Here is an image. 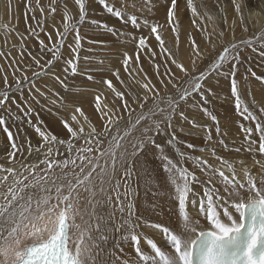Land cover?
<instances>
[{"label":"snow or ice","instance_id":"obj_1","mask_svg":"<svg viewBox=\"0 0 264 264\" xmlns=\"http://www.w3.org/2000/svg\"><path fill=\"white\" fill-rule=\"evenodd\" d=\"M70 2L77 7L75 15L69 9ZM94 2H98L112 17L121 20L124 24H130L134 29L149 28V36H154L161 54L166 55L183 76L177 77L170 69L166 70L165 75L169 76L168 83L172 84L176 95L162 96L160 90L155 85H151L150 81L143 83L142 91L126 94L118 90L111 79L101 77L97 80L93 75L87 74L88 81L102 82L106 85L120 101L119 107L128 115V119L121 123L122 116H115V113L109 115L112 109L104 111L107 104H103L102 107V100L105 99L103 93L95 95L94 111L102 121V131L97 130L91 116L86 114L82 107L76 106L70 117L71 122L69 120L61 122L65 134L63 137L50 131L42 120L33 123L29 119L28 123L34 128L38 139L35 144L32 143L31 138L21 144L15 138L19 133H14L5 115L0 114V129L6 133L8 147L11 149L7 153L9 161L15 160L18 153L26 160L25 145L27 156L35 154L37 158L43 157L38 159L37 163L21 164L19 171L13 167L5 168L0 164V173H6L0 175V189L5 190L0 192V264H107V261L100 257L103 245L108 243L111 233H119L121 241H130L135 257L134 259L118 258L113 264H264V122L242 100V92L248 87L247 77L243 82L237 78V65L242 64L240 54L244 48L253 46V39L239 41L232 39L230 43H225L228 39L225 31L216 33L215 25L212 32H208L207 28L202 29L212 52L215 51L218 43L222 45V51L215 56L207 47L201 51L196 39L191 38V51L188 55L193 71L196 70L197 60L209 61L204 71L192 76L185 65L176 59L173 51L165 46V40L159 31L162 25L151 23L146 18L141 21L137 15L129 14L126 11L129 5L125 0H121L120 7H117L112 0H47L44 5L41 4V0H35L34 6L33 0H26V17L27 12H32L35 19L34 13L39 10L41 17L37 20V27L41 32L46 33L49 41H53V36L47 33L44 22L56 21L57 14L62 15V31L55 23L51 24L56 39L50 44L39 38V33L34 27H29V31L38 40L41 53L47 52L51 57L45 64H41L39 59L29 53L34 63L41 69L33 75L39 77L51 74L52 78L61 85L68 93L67 96L53 92L60 98L61 107L78 104L82 91L87 89L86 84L73 83V91L69 92V85L65 82L70 77H76L87 71L79 68L83 49L81 41L84 39L80 26L86 21L89 26H94V30H102L117 39L123 37L125 42L135 41V56H130L127 52L123 53L122 64L129 78L135 80L140 74L147 77L142 66L134 74L130 70L131 65L133 63L138 65L142 54L146 53L149 57L156 56V52L150 48L147 36L140 35L137 38L131 33L118 32L106 22L88 20L89 10ZM144 3L149 11L160 3L166 6V21L176 35L178 49L180 35L178 0H155V2L144 0ZM258 3L264 4V0H258ZM232 4L239 15L243 30L248 31L240 0H232ZM187 7L193 17H200L201 20L205 17L208 20L213 19L207 13L201 16L193 0H187ZM9 8H11V0H9ZM46 9L47 16L44 15ZM220 11L224 13L222 7ZM192 23L195 24L196 20L193 19ZM234 25L235 21L229 30L232 33H234ZM72 33H74L72 36L74 43L67 46L71 58H64L62 49ZM256 39L264 40V31H261ZM96 42L88 41L89 44ZM261 47L264 48V44ZM88 50L92 51L91 48ZM3 55L4 53L0 52V56ZM260 55L264 56V51H261ZM62 59L63 64L60 63ZM83 59L87 61L91 57L85 56ZM99 62L104 63L103 60ZM226 64H230V67L226 71H219ZM159 67V64L155 65L157 74ZM54 69L62 73L64 78L61 79V75H57ZM247 71L264 84V76H257L251 69ZM212 73L229 79L231 96L235 99L238 114L245 121L255 122L254 128L240 125L247 151L258 152L261 155V159L253 157L252 167L255 173L244 160L233 161L218 155L215 146L210 147L209 150L217 162L216 165L202 156L190 155L176 146L178 140L176 130L178 128L180 132H184L185 123L191 125V129L203 130L210 145L213 140L212 129L198 124L194 118L189 119L182 109V104L196 93L200 96V101L192 107L201 108L204 115L215 122V132L217 137H221L217 141L218 145L225 150L229 149V145L222 138L226 133H221L217 116L206 106L210 102L209 96L216 95L213 90L214 85L205 86ZM112 75L120 84H124L119 70L112 72ZM184 77L189 79L184 80L182 85L173 83ZM24 80L30 84L29 95L32 101L40 103L36 96L32 95L33 89L40 97L48 99L46 92L35 86V80L29 81L27 76H24ZM160 82L164 84L163 80ZM4 83L5 90L0 92V109L10 114L11 99L18 110L24 111L21 103L29 102L23 97L24 89L21 81L19 79L15 81L21 102H17L15 97L11 96L12 85L8 84L7 76L4 77ZM216 83L218 84L219 80ZM164 87L167 88V85L164 84ZM45 88L48 86L45 85ZM52 103L55 104L56 101L53 100ZM133 105L140 110L135 117L132 115L136 112ZM32 111L29 106L24 111V115L30 117ZM259 112L264 114V107H261ZM78 117L82 118L84 123H81ZM85 124L90 131H85ZM254 132L259 134L258 141L253 136ZM162 134L167 137L164 144L158 143L155 139L157 135ZM105 140L107 147L101 151L100 145L105 143ZM165 145L175 151L178 160H174L165 151ZM59 146L64 148L63 159H57L61 155ZM186 146L188 149L195 147L192 143ZM149 149H154L158 154L163 170L173 187L172 196L176 202L177 214L175 229L145 220L135 212L136 189L128 181L132 179L134 171L139 174V169L136 167L139 163L138 158L142 155L146 157ZM205 150L200 149L201 152ZM240 150L239 147L235 149L236 152ZM101 158H106L103 164L100 162ZM186 161L192 163L193 170L185 166ZM41 165L43 167H40ZM76 168H79L78 173L75 171ZM56 169L60 170L61 175L56 174ZM197 170L205 179L202 180L197 175ZM240 175H243L244 180L239 178ZM31 189H35L36 192L27 191ZM81 193H87V197L82 198ZM106 206L107 212L104 211ZM157 207L153 205V211ZM117 213H119L118 218ZM77 218L83 221V227L76 222ZM142 227L159 232L164 239V245L141 233ZM142 240L146 244H142ZM120 251L123 252V248Z\"/></svg>","mask_w":264,"mask_h":264},{"label":"rangeland","instance_id":"obj_2","mask_svg":"<svg viewBox=\"0 0 264 264\" xmlns=\"http://www.w3.org/2000/svg\"><path fill=\"white\" fill-rule=\"evenodd\" d=\"M241 1H240V3L242 6V9H243L242 12L244 11V13H246L245 14L246 16L244 15V13H243V15H244V23L246 25H248V31H244L242 26H241V22L238 21L239 15L234 10L232 0H193L194 4L197 7V10H198V12H200L201 16H203L205 13H207L208 15H211L213 17L212 20H208L206 17L203 20H201L200 17H193L190 9L187 7V0H178L179 11L180 10L182 11V9H183V11L182 12L180 11L181 13H179V15H178L179 33H180L178 49L176 47V35L171 31V27L168 25V23L166 21V6L163 3L157 4L154 8L151 9V11H149L148 8L145 6L144 0H125V3L127 5H129L126 9V11L129 14L137 15L141 19V21L146 18L151 23H158V24L160 23V25H162V27L159 29V31H160L163 39L165 40V46L167 48H169L170 50H172L176 59L185 65V67L188 69L189 73L192 76H195L199 72L204 71L207 68L209 61L204 60L203 62H201V61L197 60L196 70L193 71L191 59L189 58V55H188V53L191 51L190 39L191 38L196 39L197 43L199 44V46L201 48V51H204L205 48L207 47L208 51L212 52L211 47L209 45H207V43H206L207 37H206L205 32L202 29L207 28L208 32H212L213 25H215L216 33H219L220 31H225L228 34V39L225 43H230L233 38H235V40H238V38L240 36H238L237 34H243V36L241 35V37H248L249 35L250 36L255 35L259 31L258 26L260 25V22H262V23L264 22L263 21L264 20V4H260V5H259V3L256 4V2H258V0L257 1L253 0V2H251V3H248L247 0H241ZM244 1H246V2L243 3ZM25 2H26V0H11V8H9V0H0V52L4 53L3 56H0L1 57L0 58V92L5 90L4 77L7 76L8 84L12 85L11 96L15 97V100L17 102H21L20 93L17 92L16 88H15V81L17 79H19L21 81V83L23 85V89H24L23 97L25 100H27L29 102L28 104L21 103V108L24 111H26L28 109V107L30 106L33 109V111L31 113L30 117L25 116L24 111L18 110L16 107V104L12 103V101L10 99V101H9V108L11 109L10 114L4 112V110H2V109H0V114L5 115V117H6L5 119L7 120V123L9 124L11 130L14 133H16V132L19 133V136L17 135L15 138L17 139V141L20 140L19 142H21V144H24L25 141L27 140L26 139L27 135H25V133H24V129H26V127L32 129V131L35 133L34 128L28 123L29 119H31L33 121V123H36V122L42 120L44 122V126L48 127V129L50 131L57 133V134H60L63 137L65 134H64V131L62 130V127L55 129V128L49 126V124L47 122V118H49L51 115V117L55 121H59V123H61L63 120H69L70 121L69 117H71V115L74 113V110H75L74 107H76V106L82 107L83 110L85 111V113L91 116L92 122H93L94 126L97 128V130L102 131V121L99 120L97 114L95 113L94 106L90 107L88 104H86L84 102V100H83V103L80 100L78 104H75L72 106L61 107L60 106L61 105L60 98L58 96H55L53 94V92H59L61 96H67L68 93H66L63 90V88L61 87V85L52 78L51 74L41 75L39 77H36L33 75L34 72L41 71V69H39L40 67H38L34 63L32 56H35V57L37 56L36 58L41 61V64H45V62L48 59H50L51 57H50V54L47 52L41 53V49L39 47L38 40H37L36 36L33 35L29 31V27L30 26L34 27L36 32L39 33V36H40L39 38L44 39L46 43L50 44V43L54 42L56 39V34H55L53 27H51V24H52V22L55 23L56 27L60 28L62 31L63 30V28H62V15L57 14L56 21H45L44 22V27L46 28L47 33L48 32L51 33L53 38H54L53 41H49L46 33L41 32L40 28L37 27V20L40 19L41 13L37 9L34 13V15L36 17L35 19H33V13L32 12H27V17H26ZM112 2L115 3V5L117 7H120L121 0H112ZM154 2H155V0H154ZM46 3H47V0L46 1L41 0L42 5H44ZM34 5H35V0H33V6ZM132 5H135V7H132ZM245 5L249 8L244 7ZM221 7L224 9L223 14L220 11ZM250 8H252V9H250ZM69 9L71 10V12L74 15L77 13V7L74 5L73 2L69 3ZM246 9L247 10L248 9H250V10L256 9V10H254V12L257 11V13H254V15L252 14L253 15V17H252V15L250 14L251 11L250 10L247 11ZM231 10H233L234 12ZM245 10L249 13H247ZM258 12H259V14H258ZM227 13H229V14L227 15ZM233 13H236V14H234V16H233ZM252 13H253V11H252ZM46 14H48L47 9L45 10L44 15L47 16ZM255 14H256V16H255ZM229 15L230 16L232 15L234 18L237 17V20L234 19L233 17H230ZM250 16H251V18H250ZM259 16H260V18H259ZM227 18H228V20H226ZM254 18H255V20H254ZM261 18L263 20H261ZM93 19L101 21V22H106L110 26L114 27L118 32H122L125 34L131 33L132 35L136 36L137 38L140 35L147 36L150 48L152 51L156 52V56L155 57H149L146 53L142 54L139 64L137 65V64L133 63L131 65L130 70H132L134 72V74L139 71V68L141 66L143 67L144 71L147 73V77H145L143 74H140V75H137L135 77V80H133V79L129 78L127 73H125L124 68H123V64H122V60H123V53L124 52H127L128 55H130V56H133V57L135 56V51H136L135 41L128 40L125 42V39L123 37L121 39H117V38L111 36L110 34L104 32L102 30H94V26H89L88 22L86 21V23L84 25L80 26L81 35L84 37V39L81 41V43L83 45V49H82L81 54H80L81 59L79 62V68L85 69L87 67L85 69L87 71L85 73L77 75L76 77H70L68 80L65 81L69 85V92L73 91L72 85H73V83H75L77 85H83V84L87 85V89L83 90L81 93V98L85 97V99L90 98V100L91 99L94 100L95 95L99 94V92L103 93V97L105 98V100L104 99L102 100V102H103L102 105L104 103L107 104V107L104 108V111L107 112L108 109H112V112H110L109 115H112L113 113H115V116H122L121 123H123V121H126L128 119V115L124 111L123 108L119 107L120 101L114 97L113 93L110 90H108L106 85H104L102 82L101 83H95L92 81H88L87 80V74H91L94 77L97 76V77H95L97 80H100L101 77H104L107 79L112 78L111 80L113 81L115 86L118 88V90L123 91L126 94H128V93L134 94L135 92L142 91L143 83L150 81L151 85H155V87L160 90V94L162 96H167V95L175 96L176 95V90L172 87V84L168 83L169 76L165 75V72H166V70L170 69L171 73H175L177 77H182L183 74L179 72V70L175 67V65L170 63V60L167 58L166 55L161 54V50L158 46V42L154 39V36H149V32H150L149 28L142 27L141 29L137 30V29H134L130 24H124L121 20H119L115 17H112L110 14H108L102 8V6H100L98 4V2H94L92 4L90 10H89L88 20H93ZM193 19L196 20L195 24L192 23ZM257 19H258V21H257ZM228 21H229V25L231 23L230 27H229V25H227ZM233 21H235L234 33L229 31L230 28L233 27ZM226 22H227V24H226ZM252 22H254V25L256 23L258 25L256 24L255 26H253ZM237 23H240V24H237ZM249 25L253 29H251ZM256 27L258 28V30ZM17 33H19V35H17ZM73 35H74V33L70 34L68 36L67 40L65 41V47L62 49L64 58H71L69 55V49L67 46L69 44L74 43L73 39H72ZM232 36H233V38H231ZM236 36H238V37H236ZM252 39L254 41L253 46L249 47V48H244L240 54L242 64L237 65V68H238L237 78L239 80H241V82H243L245 77H247L248 87L246 89H244V91L242 92V100L244 101V103H246L249 106L250 110L255 112V114L260 118V120L262 122H264V114H261L259 112V109L261 107H264V104H263L264 101H262V94H264V84H261L260 81L256 80L255 77H252L250 72L247 71L248 69H251V71L255 72L257 76H264V56L260 55L261 51H264V48L261 47V45L264 44V40H261V41L257 40L256 36H254V38H252ZM89 40L97 41V42L89 44L88 43ZM31 43H32V45H31ZM115 45H118V46H115ZM89 48H91L92 51H89L88 50ZM253 48L255 50H253ZM221 51H222V45H220L218 43L217 48L215 49L214 52H212V55L213 56L218 55L219 52H221ZM29 53H31L32 56H30ZM85 56L91 57V59L86 61L83 59V57H85ZM100 60H103L104 63L101 64L99 62ZM60 63L63 64V59L60 61ZM156 64H159V66H160L159 67V74H157V71L155 68ZM120 67L122 69H120ZM228 67H230V64L224 65L219 71H226L228 69ZM93 69H95V71ZM107 70L109 72H106V73H108L106 75V73H104V72ZM115 70H119L120 74H123V75H120V77H121V80L124 81V84L118 83L116 78L114 76H111L112 72H114ZM53 71H55L57 75H61V79L64 78L63 74L60 73L59 71H57L55 69ZM102 71H104V72H102ZM24 76H27L29 81L35 80V86L40 88L41 91H45L47 96H48V99H44L43 97H40L35 92V90L33 89L32 95H35L37 97L36 99H38L40 101V103L37 104L34 101H32L31 96L29 95L30 84L24 80ZM186 79H189V77H184L183 79H177L176 81H173V83H176L178 85H182L184 80H186ZM46 80H51L54 83V86H52L53 88L52 87L51 88H44L45 87L44 82H46ZM161 80L164 81V84L167 85V88L164 87V84H161V82H160ZM217 80H219L218 84L216 83ZM42 83L44 84V86ZM205 84H206L205 85L206 87L208 84L214 85L213 90L216 93V95L209 96L210 102L206 106L217 116V118L219 120L220 128H221V133L227 132L226 131L228 129L227 120H230L231 123L233 122L232 123V126L234 124L233 128H238L240 132H242V129L240 128L241 124H243L245 126H252L253 128L255 127V122L245 121L243 119V117H241L238 114V112L235 108V99H234V97L231 96L229 79H226L222 76H218L216 73H212L209 80L206 81ZM56 88H57V90H56ZM47 89H52L53 91H50V93H49V91ZM256 92H258V93H256ZM69 98L71 99V97H69ZM53 100L56 101L55 104L52 103ZM199 101H200V96L198 94L194 93L189 98V100L187 102L182 104V109L185 112V115H187L189 117V119H192V117H193L198 124L206 125L212 129L213 140H212L211 144L215 143V145H206L205 147L204 146L197 147L194 145L195 147L193 149H188L186 145L189 142H187L185 136H184L185 138L181 136L184 134H180L181 132H179L180 135L177 134V136L178 135L180 136V137H177L178 141H179V142L177 141V147H179L182 151H185V152H187L193 156H197V155L201 156L200 155V152H201L200 149L201 148L209 150L210 147L215 146V147H218V149H223V148H220V146H218V143H217L218 138H221V137H217V134L215 132V122L211 121V119L208 116L203 115L204 113H203L201 108H199V107L193 108L192 107L193 104H197ZM149 103H151V101H149ZM132 107L136 108V112L132 113L133 117H135L138 114L139 108L136 105H133ZM8 117H12L13 119L14 118L17 119V117H18L19 121L17 122V124H12L10 119L8 120ZM55 117H57L58 119ZM78 119L81 120V123H84L83 119H81L80 117H78ZM15 123H16V120H15ZM73 126L75 127V125H73ZM87 127L88 126L86 124L85 131L89 129V127H88V129H87ZM17 128H19V131ZM184 129H185V127H184ZM169 131H171V130H169ZM159 136H160V138H159ZM253 136L258 141L259 134L254 132ZM22 137H23V139H22ZM27 137H29V136H27ZM223 137L222 138L226 141L225 143H227L228 145H230L232 143L231 141H233V140H230V138L229 139L225 138V136H223ZM166 138L167 137L163 134L157 135L155 137L156 141L158 140L159 142L158 141L157 142L160 144H164ZM179 138L182 140L180 141ZM241 138L243 139V137H241ZM81 143H83V142L81 141ZM233 144L235 145V147L229 146L228 150H235L237 148L236 147L237 143L235 141H233ZM165 147L169 148L167 145H165ZM257 147H258V144H257ZM60 148H61V155L58 156L57 159L65 158L64 148L62 146H60ZM26 149L27 148L25 146V150ZM100 150L103 151L102 148H100ZM216 150H217V148H216ZM223 150H225V149H223ZM148 151H149L150 155L148 154V156H146L147 157L146 161L143 164H140V163L137 164V167L139 169V174L133 175L132 179H130L128 181V183L133 188L136 189V195H138L139 186H142L144 194L149 199H151L152 205L158 206L159 202H160L159 198L161 196H163L164 198H168L169 200L175 202L172 194L168 195L169 189L173 193V187L170 185V183L168 181L167 174L163 170V167H162L161 161L159 160L158 154L155 153L154 149H149ZM171 151L175 152L173 149H171ZM255 153L256 154L254 155V157H258V159L259 158L261 159V157H260L261 155L258 152H255ZM176 156H177V154H176ZM16 158H19V153L17 154ZM243 158L246 160H250V161L252 160L253 161L252 155L246 156V157L243 156ZM178 159H179V157L177 156L176 160H178ZM238 159H240V158H238ZM0 164H2L5 168H8V167L15 168L14 166H7L3 161H0ZM189 164H190V162H188V161L185 162V166H188ZM190 166L191 165H189L188 168H190ZM40 167H43V165H41ZM55 171H56L57 175H61L59 169H56ZM75 171L78 173L79 168H76ZM26 175H27V173H26ZM197 175H198V172H197ZM199 175H200V178L203 177L202 179H205L204 176H202L201 174H199ZM149 177H150V179H149ZM69 179H71V176H69ZM25 182L27 183V181H25ZM122 191H123V189H122ZM82 194L83 193H81V195ZM53 195H54V193H53ZM86 197H87V194H85L84 198H86ZM134 199L136 202L137 196H135ZM175 205H176V202H175ZM135 212H136L137 216L143 217L144 219L147 217H152V216H154L157 219H162V216H163L161 213V210L158 207L156 208L155 211L150 210L149 208H144L143 210H140L137 207V203H136ZM118 217H119V213H117V218ZM156 223H159V222H156Z\"/></svg>","mask_w":264,"mask_h":264},{"label":"bare ground","instance_id":"obj_3","mask_svg":"<svg viewBox=\"0 0 264 264\" xmlns=\"http://www.w3.org/2000/svg\"><path fill=\"white\" fill-rule=\"evenodd\" d=\"M46 1V0H45ZM241 1V0H240ZM257 1V0H256ZM242 2V1H241ZM246 1H244L243 3H245ZM247 2L248 3H251V2H253V0H247ZM258 2H256V4H257ZM260 5V4H259ZM182 6V5H181ZM249 6V5H248ZM252 6V5H251ZM250 6V7H251ZM262 6V5H261ZM244 7H247L246 5L244 6ZM259 7V6H258ZM257 7V8H258ZM263 7V6H262ZM247 8H249V7H247ZM253 8V7H252ZM252 8H250V9H252ZM250 9H246L247 11H249ZM10 10V9H9ZM243 10V9H242ZM245 10V11H246ZM254 10H256V9H253V10H250L251 12H250V14L252 15H254V13H257V11H255L254 12ZM181 11V10H180ZM179 11V13H181L182 11H183V9H182V11L180 12ZM231 11H233V10H231ZM246 11V12H247ZM252 11H253V13H252ZM148 12V11H147ZM234 12V11H233ZM179 13H178V15H179ZM230 13V12H229ZM229 13H227V15L229 14ZM243 13H244V11H243ZM247 13H249V12H247ZM263 13V12H262ZM40 14V13H39ZM183 14V13H182ZM234 14H236V13H233V16H234ZM246 13H244V15H245ZM258 14H259V12H258ZM47 15V14H46ZM148 15V14H147ZM160 15V14H159ZM181 15V14H180ZM249 15V14H248ZM253 15H252V17H253ZM158 16V15H157ZM230 16V15H229ZM232 15L230 16V17H233ZM246 16V15H245ZM255 16H256V14H255ZM258 16V15H257ZM261 16V15H260ZM260 16H259V18H260ZM228 17V16H227ZM229 17V18H230ZM262 17V16H261ZM234 18V17H233ZM250 18H251V16H250ZM26 19V18H25ZM231 19V18H230ZM229 19V20H230ZM234 19H236L237 20V17L236 18H234ZM226 20H228V18L226 19ZM250 20V19H249ZM254 20H255V18H254ZM260 20V19H259ZM261 20H263L262 18H261ZM231 21V20H230ZM238 21H240L239 19H238ZM257 21H258V19H257ZM264 21V20H263ZM256 22V21H255ZM53 23V22H52ZM253 23V26H255L254 25V22H252ZM251 23V24H252ZM160 24V23H159ZM226 24H227V22H226ZM237 24H240V23H237ZM250 24V25H251ZM227 25H229V21H228V24ZM230 25H231V23H230ZM230 25H229V27H230ZM249 25V26H250ZM258 25V24H257ZM240 26V25H239ZM260 26V27H259ZM258 26V28H259V31L255 34V35H253V36H248V37H241V35L243 36V34H237L238 36H240L239 38H238V40H236V41H239V40H242V39H252V38H254V36H257L261 31H264V22L262 23V22H260V25ZM235 28V27H234ZM238 28V27H237ZM250 28H251V26H250ZM257 28V27H256ZM258 28H257V30H258ZM231 29V28H230ZM251 29H253V28H251ZM235 30V29H234ZM256 31V30H255ZM254 31V32H255ZM49 33V32H48ZM254 34V33H253ZM238 36H236V37H238ZM40 37V36H39ZM42 37V36H41ZM106 37V36H105ZM235 37V36H234ZM252 37V38H251ZM44 38V37H43ZM231 38H233V36L231 37ZM54 39V38H53ZM96 39V38H95ZM233 39H235V38H233ZM261 41V40H260ZM105 42V41H104ZM109 42V41H108ZM34 44V43H33ZM31 45H32V43H31ZM105 45V44H104ZM114 45V44H113ZM110 46V45H109ZM115 46H118V45H115ZM112 47V46H111ZM114 51V50H113ZM115 52V51H114ZM119 52V51H118ZM116 53V52H115ZM38 55V54H37ZM37 57V56H36ZM1 58V57H0ZM263 65V64H262ZM7 66V65H6ZM87 68V67H86ZM85 68V69H86ZM104 68V67H103ZM117 68V67H116ZM119 68V67H118ZM37 69V68H36ZM40 69V68H39ZM102 69V68H101ZM105 69V68H104ZM108 69V68H107ZM120 69H122L121 67H120ZM119 69V70H120ZM94 71H95V69H93ZM36 71V70H35ZM93 71V72H94ZM101 71V70H100ZM113 71V70H112ZM116 71V70H115ZM102 72H104V71H102ZM106 72H109L108 70L107 71H105L104 73H106ZM111 72V71H110ZM95 74V73H94ZM103 74V73H102ZM108 73H106V75H107ZM111 74V73H110ZM120 75H123V74H120ZM111 76H113L112 74H111ZM95 77H97V76H95ZM109 77V76H108ZM46 78V77H45ZM99 78V77H98ZM114 78V77H113ZM121 78V77H120ZM144 78V77H143ZM42 79V78H41ZM44 79V78H43ZM101 79V78H100ZM109 79V78H108ZM112 79V78H111ZM115 79V78H114ZM253 81V80H252ZM119 83V82H118ZM253 83V82H252ZM255 83V82H254ZM258 83V82H257ZM43 84V83H42ZM44 84L45 85H47L48 86V88H51L52 86H54V83L51 81V80H46V82H44ZM44 84H43V86H44ZM126 84V83H125ZM256 84V83H255ZM206 85V84H205ZM254 85V84H253ZM258 85V84H257ZM123 86V85H122ZM256 86V85H255ZM171 87V86H170ZM45 88V87H44ZM53 88V87H52ZM48 90V89H47ZM56 90H57V88H56ZM33 91V90H32ZM53 91V90H52ZM108 92V91H107ZM49 93H50V91H49ZM255 93V92H254ZM256 93H258V92H256ZM99 94H100V92H99ZM85 96V95H84ZM87 97V96H86ZM89 97V96H88ZM91 97V96H90ZM37 98V97H36ZM81 101H82V103H83V100H84V102L86 103V104H88L90 107H92V106H94L93 105V99H91L90 100V98L89 99H85V97H82L81 99H80ZM93 100V101H92ZM105 100V99H104ZM257 100V99H256ZM259 101V100H258ZM260 102V101H259ZM103 103V102H102ZM263 103V102H262ZM105 104V103H104ZM264 104V103H263ZM57 107V106H56ZM102 107H103V105H102ZM75 108V107H74ZM49 113V112H48ZM138 113H139V110H138ZM232 113V112H231ZM51 114V113H50ZM193 114V113H192ZM120 115V114H119ZM204 115V114H203ZM57 116V115H56ZM61 116V115H60ZM50 117H51V115H50ZM47 118V122H48V124H49V126H51V127H53V128H55V129H58V128H60V127H62V124L61 123H59V121H55L52 117L51 118ZM239 117V116H238ZM6 118V117H5ZM55 118H57V117H55ZM70 118V117H69ZM236 118V117H235ZM10 119V121H11V123L12 124H17V122L19 121V119H13L12 117H8V120ZM58 119V118H57ZM60 119V118H59ZM82 119V118H81ZM192 119H193V117H192ZM15 120H16V123H15ZM63 120V119H62ZM7 121V120H6ZM61 122V121H60ZM84 122V121H83ZM227 123H228V129L226 130L227 132H225L226 133V135H224L225 136V138H230V140H233V141H235L236 143H237V145H236V147H239L240 149H242V150H240V152H236L235 150H223V149H218V147H216L217 148V154L218 155H220V156H222V157H225V158H230L231 160H233V161H239V160H244L245 161V164L247 165V166H249L250 168H252V170H253V172L255 173V169L252 167V160L250 161V160H246V159H244L243 158V156H250V155H252V158L254 157V155L256 154L255 152L254 153H250V152H248L247 151V145L244 143V141H245V137H244V135H243V132H240L239 131V129L238 128H233V126H234V124H233V126H232V123H231V121L230 120H227ZM224 124V123H223ZM220 125V124H219ZM238 125V124H237ZM85 126H86V124H85ZM88 126V125H87ZM223 126V125H222ZM236 126V125H235ZM19 127V126H18ZM184 127H185V132H181L180 134H184V135H181L182 137H186V140H187V142H189V143H192L193 145H195V146H197V147H202V146H206V145H210L209 144V142L207 141V139H206V136L204 135V131L203 130H200V131H197V130H194V129H191V125H189V124H184ZM188 127V128H187ZM213 127V126H212ZM18 129V131H19V128H17ZM87 129H88V127H87ZM62 130H63V128H62ZM22 131V130H21ZM87 131H90V129H88V130H86V132ZM177 134H179V129L177 128ZM23 132V131H22ZM24 133H25V135H27V136H29V137H27L26 136V139H28V138H31V140H32V143L33 144H35L36 143V140L38 139V136H37V134L36 133H34L33 131H32V129H30V128H27L26 127V129H24ZM223 133V132H222ZM179 134V135H180ZM22 135V134H21ZM63 135V134H62ZM177 136V137H180V136ZM18 136H19V134H18ZM24 136V135H23ZM257 136V135H256ZM255 136V137H256ZM184 137V138H185ZM241 137H243V139L241 138ZM25 138V137H24ZM159 138H160V136H159ZM224 138V137H223ZM22 139H23V137H22ZM180 139V138H179ZM219 139V138H218ZM256 139V138H255ZM160 140V139H159ZM182 139H180V141H181ZM20 141V140H19ZM158 141V140H157ZM178 141V140H177ZM185 141V140H184ZM233 141H231L232 143L229 145V146H232V147H235V145L233 144ZM159 142V141H158ZM179 142V141H178ZM226 142V141H225ZM21 143V142H20ZM8 145H9V141L7 140V136H6V133H4L3 132V130L2 129H0V161H3L7 166H14L15 167V169H17L18 171L21 169V164H27V163H37L38 162V159H42L43 157L41 156V157H39V158H37L36 156H35V154H33V156H27V149L25 150V152H24V155L27 157V159L25 160V159H23L21 156H20V154H19V158H15V160H12L11 162L9 161V158H8V156H7V153L8 152H10L11 151V149L8 147ZM211 145H215V143H213V144H211ZM26 146V145H25ZM177 146V145H176ZM219 146V145H218ZM60 147V146H59ZM63 147V146H62ZM107 147V142H106V140H105V143H103V144H101L100 145V148H102L103 149V151L105 150V148ZM221 148V147H220ZM171 149L172 148H167V147H165V150H166V152L174 159V160H176V158H177V156H176V153L175 152H173V151H171ZM102 151V150H101ZM148 154L150 155V153H149V151H147V156H148ZM199 154V153H198ZM228 154V155H227ZM231 154V155H230ZM200 155L201 156H203V158H205V159H208L209 160V162L210 163H212V164H214V165H216L217 164V162L214 160V158L212 157V154H211V151L210 150H205V151H203V152H200ZM197 156H199V155H197ZM150 157V156H149ZM237 157V158H236ZM261 157V156H260ZM146 158L147 157H145V156H140L139 158H138V161H139V163L140 164H143L145 161H146ZM151 158V157H150ZM236 158V159H235ZM238 158H240V159H238ZM256 159H258V157H255ZM106 158H101V160H100V162H101V164H103L104 163V160H105ZM260 159V158H259ZM189 165H191L190 166V170H192L193 169V165H192V163L190 162V164ZM189 165L187 166V167H189ZM137 167V166H136ZM237 168L239 169V165H237ZM137 169H138V167H137ZM197 172H198V176H200L199 174H201L202 176H203V174L202 173H200L199 172V170H197ZM225 172H226V174H228V172H227V170L225 169ZM6 173H0V175H5ZM137 174V172H133V175H136ZM25 175H26V173H25ZM203 178V177H202ZM201 178V179H202ZM239 178L241 179V180H244V177H243V175H240L239 176ZM9 180H11V177H9ZM203 180V179H202ZM26 183V182H25ZM3 191H5L4 189H0V192H3ZM27 191H31V192H36V190L35 189H31V190H27ZM85 194H87V193H83L82 194V198H84V196H85ZM172 194V192H171V190L169 189L168 190V195H171ZM137 196V199H136V203H137V207H138V209H140V210H143L144 208H149L150 210H153V208H152V201H151V199H149L145 194H144V192H143V188H142V186H139V188H138V195H136ZM159 205H158V208L161 210V213H162V219H157V218H155L154 216H152V217H147V218H145V220H148V221H151V222H159V223H161V224H164L165 226H169V227H171V228H173V229H175L176 228V225H177V214H176V205H175V202L174 201H171V200H169L168 198H164L163 196H161L160 198H159ZM82 207H83V205H81ZM168 207V208H167ZM104 211L105 212H107L108 211V208H107V206L105 207V209H104ZM77 223H79V224H81V226L83 227V221L82 220H80L79 218H77V221H76ZM74 231V230H73ZM140 231H141V233H143V234H146V235H148V236H150V237H152V238H154L157 242H158V244H160V245H164V239H163V237H162V235L159 233V232H153V230L152 229H144L143 227L140 229ZM110 236H111V238L109 239V241H108V243L107 244H104L103 245V252H102V255H101V259H103V260H105V261H107V264H113V262L114 261H116L118 258L119 259H123V258H130V259H134L135 257H134V250H133V247H132V245H131V242L130 241H121L120 240V234L119 233H111L110 234ZM142 244H146V242L145 241H143L142 240ZM121 248H123V252H121L120 251V249ZM167 250V249H166ZM112 253H115V255H113Z\"/></svg>","mask_w":264,"mask_h":264}]
</instances>
